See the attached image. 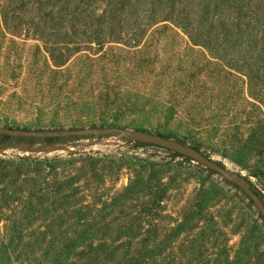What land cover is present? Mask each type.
Masks as SVG:
<instances>
[{"label": "rangeland", "instance_id": "374dc122", "mask_svg": "<svg viewBox=\"0 0 264 264\" xmlns=\"http://www.w3.org/2000/svg\"><path fill=\"white\" fill-rule=\"evenodd\" d=\"M240 2L0 0V127L169 136L264 194V5ZM118 263L264 264V220L121 135L0 148V264Z\"/></svg>", "mask_w": 264, "mask_h": 264}, {"label": "water", "instance_id": "95a60500", "mask_svg": "<svg viewBox=\"0 0 264 264\" xmlns=\"http://www.w3.org/2000/svg\"><path fill=\"white\" fill-rule=\"evenodd\" d=\"M0 134L8 135L13 138H72V137H107L121 135L126 140L141 142L170 150L179 155L185 156L207 169L220 174L225 180L241 189L255 204L260 214L264 218V201L257 194L250 181L242 174L229 171L224 165L206 156L200 150L179 142L174 139L166 138L159 134H153L142 130H124L120 128H77L69 130H29L12 129L0 127Z\"/></svg>", "mask_w": 264, "mask_h": 264}, {"label": "trees", "instance_id": "16d2710c", "mask_svg": "<svg viewBox=\"0 0 264 264\" xmlns=\"http://www.w3.org/2000/svg\"><path fill=\"white\" fill-rule=\"evenodd\" d=\"M259 1V5H264V0H258ZM258 1L257 0H242V4H244V2L246 3L245 4V8H247L248 10L249 9H252V7L257 6L258 4ZM262 3V4H261ZM124 5L125 3L123 4H120L119 7L121 9H124ZM242 9L241 8V5H239V10ZM244 16V15H243ZM237 17V16H236ZM241 17V16H240ZM249 19H251L250 17H248ZM232 26L235 27L237 26L240 27V23L238 21V18H233V21H232ZM242 26V25H241ZM258 34V42L259 44L261 45L262 47V50L264 49V26L262 27L261 30H258V32L256 33ZM253 36V35H252ZM10 128V127H9ZM12 129H20V128H13ZM30 130V129H29ZM144 131V130H142ZM163 136V135H162ZM166 138H170L169 136H164ZM16 141L18 142H28L30 144H35L37 143L38 141H44V143L48 144V145H52V144H56V143H60L63 141V138L62 137H58V138H44V139H35V138H13L11 136H8V135H2L0 134V148H5V147H9V146H12ZM179 142H182L181 140H178ZM183 143V142H182ZM135 144L137 146H142V147H147V146H153V145H150V144H144V143H141V142H135ZM185 144V143H184ZM154 147V146H153ZM192 147L196 148L197 150H200V145L199 144H194ZM170 151V150H168ZM172 152V151H170ZM202 152V151H201ZM175 156H178V157H182V158H185L189 161H193L185 156H182V155H179L175 152H172ZM203 153V152H202ZM207 156V155H206ZM209 157V156H208ZM220 165H222V163L218 162ZM209 171L211 172H214L216 173L215 171L213 170H210L208 169ZM230 185H233L235 186L234 184L228 182ZM251 183V182H250ZM252 184V183H251ZM253 188L255 189V191L257 192V194L261 197V199L264 201V194L261 190H259L258 188H256L253 184H252ZM236 188H238L237 186H235ZM248 197V196H247ZM249 198V197H248ZM250 199V198H249ZM250 201L252 202V200L250 199ZM253 203V202H252ZM260 217L264 220L263 216L260 214ZM142 258H134V259H130L129 262H133L134 260H140ZM118 264H122V263H118Z\"/></svg>", "mask_w": 264, "mask_h": 264}]
</instances>
